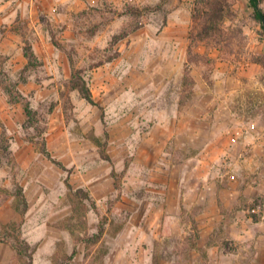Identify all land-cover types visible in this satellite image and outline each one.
Segmentation results:
<instances>
[{
  "label": "rangeland",
  "instance_id": "rangeland-1",
  "mask_svg": "<svg viewBox=\"0 0 264 264\" xmlns=\"http://www.w3.org/2000/svg\"><path fill=\"white\" fill-rule=\"evenodd\" d=\"M194 3L0 0V80L18 85L38 120L26 128L23 105L0 85V135L12 152L0 167V223H23L33 264H264V69L251 61L264 53V25L236 0L228 25L244 32L241 53L200 46L212 61L192 64ZM28 47L38 63L24 72ZM74 71L97 105L73 87ZM45 126L66 169L30 141ZM105 131L111 163L91 137ZM67 179L95 204L78 236L105 225L97 244L62 223L72 215ZM237 219L250 222L248 235H235ZM0 264H18L3 243Z\"/></svg>",
  "mask_w": 264,
  "mask_h": 264
},
{
  "label": "trees",
  "instance_id": "trees-1",
  "mask_svg": "<svg viewBox=\"0 0 264 264\" xmlns=\"http://www.w3.org/2000/svg\"><path fill=\"white\" fill-rule=\"evenodd\" d=\"M253 9L252 17L259 21L262 26L264 25V0H249ZM236 0H195L192 20L193 26L189 35V48H188V60L190 63H211V59L208 55H201L197 52L200 46L206 47L208 50L216 49L220 52L222 57L226 58L227 55L235 56L241 53L238 48L245 40L244 32L239 27H232L228 25V21H234L237 17L235 12ZM133 9V8H132ZM134 15H140L141 11L138 8L131 10ZM264 29V26H263ZM128 33L125 31L116 39H122L126 37ZM26 56L29 59V64L24 68V72L29 71L32 67H36L35 63H38L36 54L31 47L26 49ZM252 63L260 65L264 69V53L253 54L251 58ZM264 81V77H262ZM73 87L78 89L82 97L91 105H97L92 91L90 90L87 82L81 77L79 72L74 71L72 77ZM0 85L4 89L11 104H22L27 116V127H34L37 125L36 119L37 112L33 109L31 101L18 90V85L7 80H0ZM105 119L103 115V120ZM41 141H36L35 138H30V141L36 145L40 153L46 158L52 161L59 167L65 168L64 165L55 160L48 148L47 139L44 137V133L47 130V126L43 129L38 128ZM92 141L95 143L100 151V155L103 160L112 162L108 153V140L109 133L105 131V140L103 137H97L92 134ZM12 157L9 141L5 136V131L0 135V167L4 164L5 159ZM66 169V168H65ZM114 177L117 174L113 173ZM67 186L69 189L68 198L72 207V215L64 220L62 223L69 227L70 233H72L78 242L85 241L78 236L77 230L87 224V212L90 208L89 204H95L90 194L84 189H74L67 179ZM14 209L19 212L23 217L29 210V202L25 195V190L21 185H16L14 192ZM86 227V226H85ZM105 232V225L101 224L99 233L88 238L85 242L87 244H97ZM196 237L198 234L196 233ZM192 247H196V243H193ZM0 243L6 244L11 247L15 253L18 264H33L35 248L25 239L23 233V223L11 221L8 223H0ZM76 252V250L74 251ZM204 256L207 258L208 253L204 252Z\"/></svg>",
  "mask_w": 264,
  "mask_h": 264
},
{
  "label": "crops",
  "instance_id": "crops-1",
  "mask_svg": "<svg viewBox=\"0 0 264 264\" xmlns=\"http://www.w3.org/2000/svg\"><path fill=\"white\" fill-rule=\"evenodd\" d=\"M250 225H251L250 222L249 223L244 222V221L242 222L241 219H237L235 220L234 224L231 225V228L235 230L234 232L235 235H238L237 237L241 238L245 235V233H247L246 235H248L249 232L247 231V228H249ZM257 225H260V224H257ZM235 228H239L240 231ZM242 231H244L245 233H243Z\"/></svg>",
  "mask_w": 264,
  "mask_h": 264
}]
</instances>
